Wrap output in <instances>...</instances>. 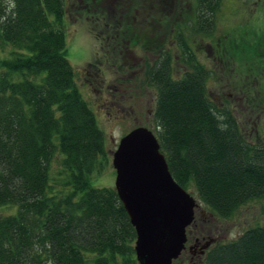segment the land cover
<instances>
[{
  "label": "trees",
  "instance_id": "1",
  "mask_svg": "<svg viewBox=\"0 0 264 264\" xmlns=\"http://www.w3.org/2000/svg\"><path fill=\"white\" fill-rule=\"evenodd\" d=\"M219 2L193 0L189 17L171 25L172 53L183 66L177 74L163 44L142 70L154 88L150 128L169 172L227 216L264 196V128L251 137L228 102L207 92V79L221 81L224 59L253 70L255 57L247 52L255 31L248 25L213 33ZM90 5L0 0V205L14 206L0 213V264H138L134 229L114 187L91 182L110 148L65 55V15L87 18ZM200 264H264V225L212 244Z\"/></svg>",
  "mask_w": 264,
  "mask_h": 264
},
{
  "label": "rangeland",
  "instance_id": "2",
  "mask_svg": "<svg viewBox=\"0 0 264 264\" xmlns=\"http://www.w3.org/2000/svg\"><path fill=\"white\" fill-rule=\"evenodd\" d=\"M192 2L193 0H90L91 12L87 18L83 14L77 19H69L65 15V55L74 69L76 83L103 131L107 148H113L118 136L134 123L150 125L149 103L152 104L154 88L145 82L142 68L153 58L156 45L159 52L163 44L172 55L171 72L177 74L181 70L183 66L172 53L176 49L169 30L174 22H181L189 17L185 15L190 11ZM91 16L94 18L91 19ZM213 18L215 34H224L227 29L233 31L232 29L237 28L235 31H239V25L242 24L254 30L257 28V34L253 33L252 36L251 33L252 44L246 51L261 52V43L264 44L261 28L264 26V0H220ZM89 25L92 29H88ZM115 29L117 31L113 34ZM114 35L117 41L111 40ZM130 35L133 37L127 39ZM199 44L204 46L203 51L201 48L199 51H202L200 56L206 63L211 59L208 54V39L202 38ZM235 61L229 63L224 59L221 62V81L218 83V79H207V92L216 101L224 99L235 113L241 110L244 100L248 98V107L251 108L243 112L249 116L245 120L248 134L253 137L252 128H255L254 131L261 135L264 128V68L260 66L259 75L256 76L254 70L243 68L242 65L239 67ZM131 71L133 75L129 74ZM231 75L238 80L234 86L229 85ZM119 80L124 81V85H128L124 87L129 88H126L123 97L117 98L118 109L109 103L107 105L106 97L111 96L109 91L115 89ZM238 88H246V96L240 94ZM129 103L132 105L130 111L126 110ZM112 180L113 168L108 157V163L99 173L91 176V182L97 185L112 184ZM188 190L198 204L204 207L194 192ZM13 209V204L0 205V213ZM219 217L221 223L218 232L224 233L222 240L233 237L244 226L264 225V196L250 199L240 204L230 215ZM186 251L184 248L183 255Z\"/></svg>",
  "mask_w": 264,
  "mask_h": 264
},
{
  "label": "water",
  "instance_id": "3",
  "mask_svg": "<svg viewBox=\"0 0 264 264\" xmlns=\"http://www.w3.org/2000/svg\"><path fill=\"white\" fill-rule=\"evenodd\" d=\"M109 154L112 186L134 229L135 260L171 264L184 247L185 225L198 204L195 197L172 177L147 125L138 123L122 132Z\"/></svg>",
  "mask_w": 264,
  "mask_h": 264
},
{
  "label": "flooded vegetation",
  "instance_id": "4",
  "mask_svg": "<svg viewBox=\"0 0 264 264\" xmlns=\"http://www.w3.org/2000/svg\"><path fill=\"white\" fill-rule=\"evenodd\" d=\"M262 28V32L264 34V26H261ZM254 34H257V28H255V32ZM262 44V49H260V51L262 52H258L255 53V57H254V62H253V70L255 71V75L258 76L261 67L264 68V66H262V64L264 63V44ZM159 54V52H157V55ZM263 62V63H261ZM261 66V67H260ZM133 71H131L129 74H132ZM129 75V76H130ZM259 81L260 80H257ZM124 81L119 80L116 84V86H114L115 89L110 90L109 94L111 96L106 97V100L108 101L106 104L108 105V103L113 106L114 108H118L119 109V102L117 100V98L123 97L126 91V88L129 87H124V86H128V85H124ZM239 93L243 95V92L240 90V88H238ZM226 95V94H225ZM228 97V94L226 95ZM114 100V102H113ZM153 102V100H152ZM149 106L152 107V104ZM127 109L126 110H132V105L129 103L128 106H126ZM250 109L251 107H248V103L244 100L243 102V107L240 110V113L236 112V115L240 116L239 120H240V125L242 127L243 130L245 131H249V129H247L246 127V121H247V117L248 114H243V112L246 109ZM149 111V107L147 108ZM151 111V108H150ZM150 114V113H149ZM245 117V119H244ZM246 120V121H245ZM140 122L134 123L138 124ZM145 124V123H143ZM148 124L149 123V117H148ZM147 125V124H145ZM150 126V125H147ZM252 127V126H250ZM255 129V128H252ZM225 217V216H223ZM220 217L215 215L209 208L207 207H203L200 206L199 204L195 205L193 207L192 210V217L190 219V221L185 225V241H184V247L182 248V252L180 254L177 255V257H175L174 259H176V262L174 264H200L201 260L204 258L205 252L208 249V247H210L212 244L216 243V242H220V241H225L228 239H231L233 237H235L236 235H238L244 228L251 226H244L236 235H234L233 237L227 238L225 240H222L221 238L223 237L224 233L218 232V228L220 227ZM254 225V224H252ZM207 240L206 244L203 247H200V244L204 241ZM186 248L187 251L186 253L183 255V249ZM200 248H202V250H200ZM172 264V263H171Z\"/></svg>",
  "mask_w": 264,
  "mask_h": 264
}]
</instances>
